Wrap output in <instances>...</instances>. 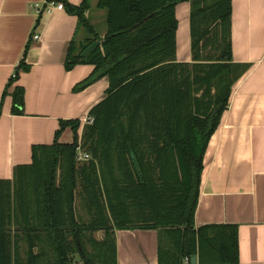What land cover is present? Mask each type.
<instances>
[{"label":"trees","instance_id":"obj_1","mask_svg":"<svg viewBox=\"0 0 264 264\" xmlns=\"http://www.w3.org/2000/svg\"><path fill=\"white\" fill-rule=\"evenodd\" d=\"M181 1L100 0L103 37L85 15L87 0L67 5L94 34L79 52L69 49L67 68L95 65L75 89L104 76L110 85L81 136L79 119L62 120L52 144L35 145L33 162L0 180V264H118L116 230L134 228L157 229V264H184L193 255L238 261L237 231L196 228L195 213L209 141L251 65L233 58L232 0H187L192 60L180 61ZM95 40L101 45L82 57ZM30 43L12 80L28 68ZM12 96L13 113L24 114V88ZM67 126L72 143L59 141ZM79 146L88 160L78 159Z\"/></svg>","mask_w":264,"mask_h":264},{"label":"crops","instance_id":"obj_2","mask_svg":"<svg viewBox=\"0 0 264 264\" xmlns=\"http://www.w3.org/2000/svg\"><path fill=\"white\" fill-rule=\"evenodd\" d=\"M45 0H0V180L13 179L18 165L33 162V147L52 144L62 120L82 121L107 95L110 82L104 76L82 90L77 85L90 77L95 65L79 63L67 68L70 47L79 52L94 37L68 4L85 0H57L65 9L37 15L33 4ZM90 23L103 37L106 10L100 0H87ZM191 6L177 5L178 59L191 61ZM40 33L41 40H33ZM95 33V32H94ZM28 68L18 70L23 54ZM232 47L237 63L251 65L235 83L230 105L212 135L204 158V170L195 213L196 228L226 225L237 231L236 262L196 264H264V0H232ZM25 91L24 114L13 113V92ZM75 133L67 126L59 137L72 143ZM118 264H157V229H118Z\"/></svg>","mask_w":264,"mask_h":264},{"label":"built area","instance_id":"obj_3","mask_svg":"<svg viewBox=\"0 0 264 264\" xmlns=\"http://www.w3.org/2000/svg\"><path fill=\"white\" fill-rule=\"evenodd\" d=\"M35 12L37 13V15H41L43 12H50L53 11L55 9H65V4L61 1H57V0H45L43 2H36L33 4ZM33 40H41V34L40 33H34L32 36ZM14 76V74L12 75ZM94 121V119L92 117H90L89 115L87 117H85L82 121L83 126L85 124H90ZM90 158V154L88 152H86L85 150L82 149L81 146H79L78 148V159L79 160H88ZM191 258L190 256H186L184 259V264H190ZM78 264V263H76Z\"/></svg>","mask_w":264,"mask_h":264},{"label":"water","instance_id":"obj_4","mask_svg":"<svg viewBox=\"0 0 264 264\" xmlns=\"http://www.w3.org/2000/svg\"><path fill=\"white\" fill-rule=\"evenodd\" d=\"M100 45H101V40H95L94 42H92L90 45H88L84 49V51L82 52V57H86L87 55H89L92 51H94ZM191 262H192V264L197 263V256L196 255H193L191 257Z\"/></svg>","mask_w":264,"mask_h":264},{"label":"rangeland","instance_id":"obj_5","mask_svg":"<svg viewBox=\"0 0 264 264\" xmlns=\"http://www.w3.org/2000/svg\"><path fill=\"white\" fill-rule=\"evenodd\" d=\"M78 208L80 210V212L85 215L84 211L82 209H80V202L78 203ZM94 235L96 236V238L98 239H101L104 237V232L103 231H98V232H95Z\"/></svg>","mask_w":264,"mask_h":264}]
</instances>
